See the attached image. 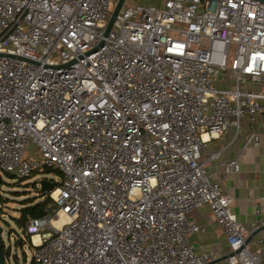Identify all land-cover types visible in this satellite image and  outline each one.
Instances as JSON below:
<instances>
[{
	"label": "built area",
	"instance_id": "1",
	"mask_svg": "<svg viewBox=\"0 0 264 264\" xmlns=\"http://www.w3.org/2000/svg\"><path fill=\"white\" fill-rule=\"evenodd\" d=\"M125 1L105 34L117 0H0V170L60 172L25 225L35 262L209 264L187 216L207 204L228 264H261L201 149L264 111V2Z\"/></svg>",
	"mask_w": 264,
	"mask_h": 264
},
{
	"label": "crops",
	"instance_id": "2",
	"mask_svg": "<svg viewBox=\"0 0 264 264\" xmlns=\"http://www.w3.org/2000/svg\"><path fill=\"white\" fill-rule=\"evenodd\" d=\"M252 131L258 134V145L250 138ZM201 157L210 180L231 195L230 211L243 224L251 252L259 255L264 264V228L249 237L256 230V211L264 203V111L256 116L254 123L242 118L239 129L231 127L219 138L207 142L201 149ZM232 159L237 160L238 171L225 169V162ZM187 216L202 229L188 236L196 252L217 256L209 264H228V244L209 205L203 204Z\"/></svg>",
	"mask_w": 264,
	"mask_h": 264
},
{
	"label": "rangeland",
	"instance_id": "3",
	"mask_svg": "<svg viewBox=\"0 0 264 264\" xmlns=\"http://www.w3.org/2000/svg\"><path fill=\"white\" fill-rule=\"evenodd\" d=\"M159 2L160 0H126L125 4L143 3L145 5H157ZM225 73L228 78L230 77L227 80V84L224 85L228 86L233 82L235 75H232L230 70H226ZM226 74H219V77L222 78ZM253 87L255 89H264V81H261V85ZM27 150V154H32L30 151L34 150V145L29 144ZM31 157L29 155V158ZM59 177L60 172L55 168H45L42 173H33V175L25 179H19L0 170V227L2 229L0 238L5 250H9V256L4 257L5 264L30 263L34 248L30 246L27 237H25L26 232L17 227L13 218L20 215L22 204L27 199L37 196V189H39V181L41 179L58 180ZM20 239L23 240L22 243H19Z\"/></svg>",
	"mask_w": 264,
	"mask_h": 264
},
{
	"label": "trees",
	"instance_id": "4",
	"mask_svg": "<svg viewBox=\"0 0 264 264\" xmlns=\"http://www.w3.org/2000/svg\"><path fill=\"white\" fill-rule=\"evenodd\" d=\"M37 191H38L37 196L34 198L27 199L25 203L22 204V207L20 209V215L16 218H13L17 227L21 228L23 232L25 231V225L29 219L40 218L50 212V208L52 206V200L49 197V194L43 193L39 189H37ZM22 241L23 240H19V243H22ZM29 264H38V263L35 262L34 258L32 257Z\"/></svg>",
	"mask_w": 264,
	"mask_h": 264
},
{
	"label": "water",
	"instance_id": "5",
	"mask_svg": "<svg viewBox=\"0 0 264 264\" xmlns=\"http://www.w3.org/2000/svg\"><path fill=\"white\" fill-rule=\"evenodd\" d=\"M124 1L125 0H117L115 6H114V8H113V10L109 16L107 25L105 27V34H107L109 32V30L112 26V23L116 17V14L118 13V11H119L120 7L122 6V4L124 3ZM260 1L264 2V0H260ZM54 187H55V183L53 181H50L47 179H41L39 181V190L43 193H50L54 189ZM263 228H264V226L257 228L256 230H254V232L251 233V235L249 237L253 236L256 232H258L259 230H261ZM1 231H2V229L0 227V234H1ZM249 239L250 238H246L245 241L248 243ZM5 256H7V257L9 256V250H5L3 242L0 238V264H5L4 263V257Z\"/></svg>",
	"mask_w": 264,
	"mask_h": 264
},
{
	"label": "bare ground",
	"instance_id": "6",
	"mask_svg": "<svg viewBox=\"0 0 264 264\" xmlns=\"http://www.w3.org/2000/svg\"><path fill=\"white\" fill-rule=\"evenodd\" d=\"M62 220H65V217H62Z\"/></svg>",
	"mask_w": 264,
	"mask_h": 264
}]
</instances>
